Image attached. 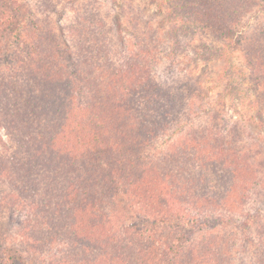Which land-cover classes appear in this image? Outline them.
Instances as JSON below:
<instances>
[{"label":"rangeland","instance_id":"obj_1","mask_svg":"<svg viewBox=\"0 0 264 264\" xmlns=\"http://www.w3.org/2000/svg\"><path fill=\"white\" fill-rule=\"evenodd\" d=\"M20 4L21 19L29 25L35 21L44 50L54 39L64 47L86 43L92 35L98 38L95 46L102 53L100 59L106 58L109 66L142 58L139 65L145 67V75L163 88L176 90L181 98L177 113H170V119L160 121L150 133L143 131L144 140L129 167L134 172L127 171V176H133L123 174L113 191L90 184L74 209L66 208L58 216L47 214L43 233L34 225L36 209L26 201L10 199V193L18 190L0 180V245L5 251L24 264H70L67 246L83 241L84 233L77 232L76 237L71 228L77 229L81 215L85 223L111 227L118 234L127 225L144 228L147 217L164 238L167 230L183 234L186 249L179 264H254L257 239L264 235V0H217L214 4L236 39L231 55L226 56L217 50L223 41L214 31V18L200 20L193 14L190 23L193 20L195 25L176 29L156 0H20ZM4 33L0 76H9L8 66L17 60L16 40L8 30ZM75 95L72 109L79 115V103L86 102L87 107H82L91 111L101 100L86 90ZM38 107L41 111L43 106ZM127 107L121 114L128 120L132 114ZM47 111L43 109V117ZM13 113L0 111V136L8 145L10 121L18 116ZM58 153L54 146L41 155L56 162ZM131 180L136 185L140 182L142 189L150 188L149 195L157 196L156 204L144 196L131 203L124 194ZM172 186L181 190V197L167 203L161 194ZM227 193L230 208L220 204ZM146 204L148 213L141 209ZM188 218L190 224L182 225ZM227 235L233 242L229 259L224 260L219 244ZM91 246L99 247L94 238ZM120 251L124 254L113 257L105 251L97 262L92 254L84 264H130L128 248Z\"/></svg>","mask_w":264,"mask_h":264},{"label":"trees","instance_id":"obj_2","mask_svg":"<svg viewBox=\"0 0 264 264\" xmlns=\"http://www.w3.org/2000/svg\"><path fill=\"white\" fill-rule=\"evenodd\" d=\"M156 1L160 8L168 11L176 29L186 30L189 24L195 25L193 20L190 23L193 14L194 18L200 20L214 18V31L223 41V46L217 50L222 56L231 55L236 39L217 12L218 6L214 5L217 0ZM20 5V0H0V37L5 35V30L15 37V59L17 57L14 64L8 66L11 71L9 76H0V111L5 110L7 114L12 110L16 112L13 116L18 115L13 121L12 117L9 124L12 128L8 131L10 144L0 136V180L18 190L17 194L10 193V199L26 201L36 209L37 224L34 225L43 233L47 214L58 216L57 213L66 208L74 209L75 202L87 194L90 184L91 187L94 183L102 189L113 191V185L118 186L123 174L127 176V171L134 172L129 167L144 140L143 131L150 133L157 129L160 121L170 119V113H177L181 96L172 88L157 85L150 74L145 75V67L139 65L142 58L119 65L116 61L109 66L106 58L100 59L102 53L95 46L98 38L92 35L86 43H66L64 47L54 39L53 44H47L49 47L44 50L45 46L37 37L39 31L35 21L32 19L29 25L21 19ZM213 13L214 16L211 15ZM144 54L145 61L150 62L148 54ZM85 90L101 100H98L99 106L91 111L82 107H87L86 102L79 103V115L72 109L77 96L75 91L82 94ZM101 93L106 96L103 98ZM68 102H71V107H67ZM38 106H43L41 111ZM126 106V112L132 114L128 120L122 118L125 113L121 114ZM43 109H48L46 117H43ZM52 133H56V138ZM61 133L63 139L58 138ZM54 146L59 151L58 161L44 160V157H50L41 154ZM128 176L133 175L128 173ZM139 183L136 185L131 180L124 189L131 203L144 196L156 204L157 196L149 195L150 188L142 189ZM231 185L234 186L229 182L230 188ZM230 188L226 190L230 192ZM134 191H138V194H133ZM161 197L168 203L169 199H179L181 190L172 186ZM229 201L227 193L220 199V204L230 208ZM232 202L235 203L234 200ZM149 205L146 204V208L141 206V209L148 213ZM75 208L80 210L78 206ZM153 210L156 213L160 211L154 207ZM144 219V228L127 225L118 234L111 227L85 223L86 218L81 215L77 219L78 231L74 225L71 228L76 237L77 232L84 233L83 241L69 243V257L66 259L70 264H84L93 254L92 260L97 262L99 254L105 251L113 257L114 254H124L120 250L128 248L132 259L130 264H179L184 260L186 248L182 241L185 239L183 234L167 230L164 238L149 225V218ZM189 220L185 219L182 225L190 224ZM249 223L247 221L245 226H249ZM224 237L219 245L224 260H228L233 239L228 235ZM93 238L99 247L91 246ZM257 244V258H252L253 262L264 264V235L258 237ZM79 245L81 250H77ZM0 264L24 263L8 254L0 245Z\"/></svg>","mask_w":264,"mask_h":264}]
</instances>
